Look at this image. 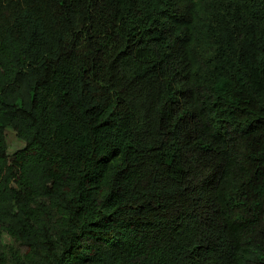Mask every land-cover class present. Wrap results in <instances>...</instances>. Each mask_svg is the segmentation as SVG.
Listing matches in <instances>:
<instances>
[{
	"label": "trees",
	"instance_id": "1",
	"mask_svg": "<svg viewBox=\"0 0 264 264\" xmlns=\"http://www.w3.org/2000/svg\"><path fill=\"white\" fill-rule=\"evenodd\" d=\"M1 235L0 264H264V0H0Z\"/></svg>",
	"mask_w": 264,
	"mask_h": 264
},
{
	"label": "rangeland",
	"instance_id": "2",
	"mask_svg": "<svg viewBox=\"0 0 264 264\" xmlns=\"http://www.w3.org/2000/svg\"><path fill=\"white\" fill-rule=\"evenodd\" d=\"M5 136H6V144H7V150L9 156L15 151L22 149L23 143L20 140H18V138L11 130H6ZM12 244L13 241L11 239H9L6 235H1L0 249L2 245H12Z\"/></svg>",
	"mask_w": 264,
	"mask_h": 264
}]
</instances>
